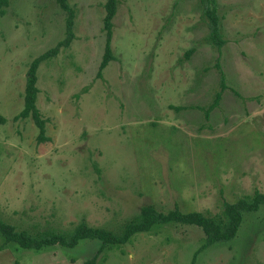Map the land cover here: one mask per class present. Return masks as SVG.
<instances>
[{
    "label": "rangeland",
    "instance_id": "374dc122",
    "mask_svg": "<svg viewBox=\"0 0 264 264\" xmlns=\"http://www.w3.org/2000/svg\"><path fill=\"white\" fill-rule=\"evenodd\" d=\"M67 2L73 36L35 71L40 142L31 117L13 115L29 61L63 38L66 14L55 0H9L0 15V218L29 230L81 219L118 230L144 204L213 214L264 192V0H215L218 50L197 0H116L100 75L105 0ZM219 70L225 86L204 116ZM202 238L194 224H158L94 264H188ZM97 245L34 249L0 236V264H81ZM193 264H264V202Z\"/></svg>",
    "mask_w": 264,
    "mask_h": 264
},
{
    "label": "trees",
    "instance_id": "16d2710c",
    "mask_svg": "<svg viewBox=\"0 0 264 264\" xmlns=\"http://www.w3.org/2000/svg\"><path fill=\"white\" fill-rule=\"evenodd\" d=\"M56 3L65 11L64 18V36L58 40L56 44L40 54L33 57L26 68L25 80L22 92V106L13 118L25 117L29 115L37 128L36 141H44L48 139L45 135V118H43L36 107L35 98L37 87L35 85V71L37 64L52 56L59 45L66 46L73 36L72 22L73 9L69 6L67 0H55ZM201 8V16L206 24L207 32L204 38L210 42L217 50L220 49L224 38L219 28V14L217 13L215 0H197ZM9 0H0V15L5 11V6ZM105 13L103 15L102 28L105 33L103 51L98 63L96 74L100 75L101 68L112 57L110 50L111 35V16L116 7V0H105ZM191 48L185 51V56L189 54ZM218 62H215L217 65ZM219 88L215 90L211 101L203 108L204 116L208 115V111L214 107L219 100L223 83V74L218 71ZM4 117L0 115V121ZM264 202V192L255 189L252 194H242L232 202H224L220 211L216 213H208L199 210L181 211L176 205L163 211L156 209L151 204H144L139 211L130 219L124 221L118 230L106 228L103 226H94L87 224L83 219L77 221L68 230H29L26 228H16L13 224L0 218V236L1 244L9 241L21 247L39 249L43 246L58 244L61 246L72 247L78 240L83 238L97 239L98 245L95 251L89 257L85 258L81 264H94L97 254L104 248L111 245H117L129 240L132 234L138 231H147L158 224L180 222L184 224H194L201 228L203 238L195 247L191 254L188 264H193V260L197 252L201 251L205 246L226 240L232 237L239 226L242 212L257 208L259 203Z\"/></svg>",
    "mask_w": 264,
    "mask_h": 264
}]
</instances>
